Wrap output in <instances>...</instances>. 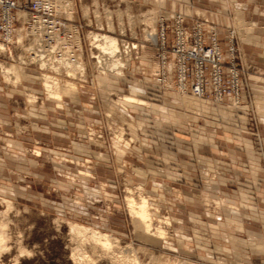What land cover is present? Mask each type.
Segmentation results:
<instances>
[{"label":"rangeland","instance_id":"rangeland-1","mask_svg":"<svg viewBox=\"0 0 264 264\" xmlns=\"http://www.w3.org/2000/svg\"><path fill=\"white\" fill-rule=\"evenodd\" d=\"M71 1L74 6V20L80 27L83 38L84 60L79 62H82V65L85 66V75L81 74L82 77L80 76L84 78L85 82L81 83L79 79L70 82L78 90L79 88L84 90H89L90 87L97 88L102 100L100 104L93 100V102L97 103V105H93L97 106L98 108L96 109L101 112L98 114L99 116L91 112V119L82 124V128L78 126L77 118L72 119L75 124L71 126L70 134L66 137L50 136L39 131L32 133L30 129L24 130L25 133L18 136L14 128L8 127L6 129V134H3L4 139H21L25 148L17 152L22 157L20 161L23 164V168L19 171H14V164L8 159L9 167L5 169L3 174L12 184L8 186L2 183L1 185H4L6 190H10L6 197L15 203L19 213L11 215L13 220L10 224L12 228L10 232L11 234L13 233V241L11 243L13 249H15L12 250L11 254H7L3 258V263L0 261V264H15V243L20 237L24 245L33 250L34 253L30 258L21 259L20 264H72L71 250L74 246L70 242L66 221L76 222L109 233L118 238L124 246L127 243H131L135 247L143 246L149 248L150 252L156 255L165 254L168 261L177 260L181 261V264H235L223 261L228 253L225 248H222L220 241L216 240L217 242H215L214 240L215 244L212 242L213 238L211 236L213 233L209 230L199 231V234L194 233L190 226L187 224L182 226L176 220L186 214V210L183 209V206L181 207L184 201L180 190L186 187L181 186L182 183H170V181L161 178L163 172L158 174V167L164 168V161L155 157L156 154L153 158H150L155 164L153 162H145L144 159L137 161L138 159L135 158L133 164H138V166L145 169L149 167L153 169V171L149 170L152 176L150 178L148 176L144 180L142 173H138L134 169L131 161H128L126 156L129 148L138 152L139 148L136 147L151 144H147L149 139L154 140L155 145L160 146L162 143L167 147H173L172 144L177 141L175 137H178L176 134L182 135L184 140L190 141L191 137H193L191 129H194V125H196L191 123V116H193L191 114L193 112L200 114L199 122L201 125H203L204 120L210 122V118L205 119L202 117L204 116L201 111L202 106L193 99L194 97L191 94L180 92L175 85L174 79L169 78L164 81L161 77L162 74L159 73V52L158 48L152 43H157L159 39L158 34H160L161 30L160 17L181 12L164 8L162 6L163 0ZM58 3L61 5L63 1L59 0ZM182 13L187 17V24L188 21H192L194 24L195 20H207L215 26L219 34L221 31L223 32V29L216 24V18L212 12L189 6V8L184 7ZM235 27L237 28L238 26H232L224 35L228 44L233 34L232 36L240 53L238 64L241 69L244 68L243 76L246 77L250 86V75H255V77L263 75L264 77V69L255 68L251 63L245 62L243 53L245 50L242 47L241 37L243 34L240 35V32ZM111 30L112 34H114L112 38L118 42L122 52L121 61L125 63L126 67L123 70V80H129L134 73L135 78L146 76L153 83L151 90L147 93L148 98L145 99L140 96L144 89L137 84L130 86V93L129 90H126L124 93L119 94L116 92L114 96L111 95L112 99H117L118 96L123 95L134 96L148 103L147 107L127 105L129 111L126 113L125 119L120 118L116 108H112L114 109L113 113L109 112L111 111L107 103L109 102V97L102 94L110 89L109 87L106 89V86L110 85L109 81L107 77H99L102 74L99 72V68L95 66V60L91 59V52L94 54L96 52V49L92 48L90 44L92 35L99 34L103 37H111L108 36L111 34ZM152 31L154 35H151ZM123 40L132 42L136 49L130 53L126 50L128 52V55H126L123 47L126 44ZM150 41L152 43H149ZM12 54L13 56L11 57L8 52L0 53V62L6 68H16L14 70L16 74L13 72L15 76L12 75L16 80L15 83L11 78V83L5 81V78L2 77L3 75H0V86L2 87L0 102L8 103V111L11 112L13 117L18 107L22 109V113L27 111V108L30 109L31 104L37 105L38 109L43 103L47 102V97L42 86V72L35 66L20 65L19 56L23 55L22 51L13 49ZM108 61H106L107 63L103 61V64L107 67L110 63ZM14 64L21 66L22 71ZM23 74L33 76V82H27L22 77ZM260 80L257 79L255 82L259 83L260 86H264V84H260ZM253 88L250 86L247 89L246 104L248 111L246 117H232V121L238 130L251 134L253 155L262 158L264 164V142L261 136V119L264 116V107L261 104L264 103L261 102L263 100H260V98H264V90L260 91L262 94L256 88L254 90ZM65 92L67 94L64 95H68V92ZM188 96H191V98ZM32 97L37 98L36 103H33ZM91 97L96 96L92 94ZM162 103L169 104L168 106L172 107L177 106V110L183 113H177L173 110H169V112L168 108L165 109L166 107L160 110L159 107L153 105ZM225 104V106L221 104L215 105L228 108L239 107L233 106L232 103L226 102ZM243 104L245 103L242 101ZM150 108L160 110L164 114V118H169L175 123H177L176 117L181 114L185 118L187 116L189 121H185V125L179 128L169 120L168 126L161 134L160 132L162 131L159 130L162 129L160 126L161 118L157 114L159 112L147 113L150 117L143 114V109L150 110ZM216 110L218 111V109ZM205 117H208V115ZM147 119L150 120L148 121ZM20 121L25 127L27 120L22 117ZM39 124L42 126L44 122L39 121ZM120 128L125 133L123 139L117 141L116 134L122 130ZM149 135L151 136L149 137ZM9 141L4 140L0 144L3 154H5L4 149L7 144L11 145ZM122 146L125 148H122ZM148 149L151 148L149 147ZM36 151L41 152L42 156L37 157ZM139 153H141L140 150ZM9 156L8 154L7 157ZM118 156H124L125 159L117 160ZM9 158L16 159L14 156ZM219 158L222 157L220 156ZM147 164L150 165L148 168L145 166ZM138 175L141 176L139 177ZM166 185L171 188L170 193L164 190ZM140 187L143 188L145 195L151 196L150 202L153 205L152 209H154L152 212L154 211L161 218L169 217L171 219V225L166 226L165 222L162 224L172 236L170 241L156 242L153 246H147V244L143 243L140 229L135 232L132 219L125 204V197L127 188L134 190V193H139L138 188ZM176 188L180 189L176 190ZM160 194L164 195L163 201L159 197ZM207 203L210 205L208 208H211L214 204L210 203L209 200H207ZM3 209L4 205L0 199V210ZM236 233L239 234L238 232ZM196 240H199L200 245L196 243ZM216 243L221 244L220 246L222 247H215ZM170 245L173 247L172 249ZM232 251L229 255L235 256ZM140 254L142 260H148L147 256Z\"/></svg>","mask_w":264,"mask_h":264},{"label":"crops","instance_id":"crops-1","mask_svg":"<svg viewBox=\"0 0 264 264\" xmlns=\"http://www.w3.org/2000/svg\"><path fill=\"white\" fill-rule=\"evenodd\" d=\"M19 1L23 3L25 0ZM162 6L181 13L184 7L189 8V6L212 12L216 18V24L223 29V32L218 31L222 32V34L221 32L219 34V40L224 51H227L228 47L224 33L232 26H238L239 28H235L240 32V35L243 34L241 37L242 47L245 50L243 52L245 62L251 63L255 68L264 69V0H163ZM188 25L192 26L193 22L188 21ZM260 76L250 75V86L256 88L259 92L262 89L264 90V86H260L259 83L255 82V80L261 79L260 84H264V77L263 75ZM22 77L27 82H33L34 80L33 76L23 74ZM133 84H137L144 89V92L140 95L143 99L148 98L147 93L151 90L153 83L146 76L135 78L133 73L129 80H121L118 86H109V88L119 94L124 93L126 90H129L130 93V86ZM250 86L246 77H244L241 88L242 101L245 104L239 107L228 108L193 98L202 106L201 111L204 116H201L205 119L210 118V122L204 120L203 125H201L199 122L200 114L193 112L191 123L196 125H194V129H191L193 137L190 141L184 140L182 135L176 134L178 137H175L177 141L172 144L173 147H167L162 143L160 146L155 145V141L149 139L147 144H151L136 147L139 148L141 153H139V150L137 152L130 148L126 152L128 161H131L138 173H142L144 180L148 176L149 178L152 176L149 170L153 171V169L148 164L145 165L147 168L149 167L148 169L133 164L135 158L138 159L137 161L144 159L145 162H153L150 158H153L156 154L155 157L165 162L164 168L158 167V174L163 172L161 178L170 181V183H182L181 186L186 187L179 188L184 201L183 204L181 203V207L183 206V209L186 210V214L176 220L182 226L185 224L190 226L194 233L199 234V231L209 230L213 233L211 236L213 238L212 242L218 240L223 246L216 243L215 247L225 248L228 253L226 258L223 257V261L235 264H264V164L262 158L253 155L251 134L238 130L232 121V117H246L248 111L246 96L247 89ZM24 87L26 88V86ZM1 90L2 87L0 86ZM89 90L79 88V92L75 97L64 95L62 108L57 107L53 101L46 100L47 102L43 103L38 109L37 105L31 104L30 109L27 108V111H23V113L22 109L18 107L13 117L11 112L8 111V103L0 102V144L4 140H10L9 142H11V145L7 144L4 149L5 154H3V149L0 148V156L2 155L0 165L3 167L0 184L5 183L8 186L12 184L10 180L3 176L5 169L9 167L8 161L14 164V171L23 168L20 161L22 157L17 153L25 148L23 142L21 139H4L3 134H6V129L8 127L14 128L18 136L23 135L24 130L30 129L32 133L39 131L50 136L66 137L70 134L71 126L75 124L72 119L77 118L78 126L82 128L81 125L91 119V112L96 113L97 116L101 112L96 109L97 106L95 107L97 103L93 102L94 100L100 104L102 100L97 88L90 87ZM92 94L96 97L92 98ZM188 97L191 98V96ZM260 100H263L261 102L264 103V98H260ZM153 105L159 107L160 110L166 107L165 109L168 108V111L173 110L177 113H183L177 110V106L172 107L165 103ZM221 105L225 106L226 104ZM261 106L264 107V104H261ZM160 110L150 108V110L143 109L142 111L144 115L149 117L150 115H147V113L159 112L157 114L161 118L160 126L162 128L159 130L163 134L164 129L168 126V121L172 120L164 118V114ZM206 115L208 117H205ZM22 117L27 120L25 127L20 121ZM184 118V115L181 114L176 117L177 123L174 121L172 123L179 128L183 127L185 121H189L187 116L185 120H183ZM39 121L44 122V125L40 126ZM261 122V136L264 142V116H262ZM145 135L148 136L147 133ZM149 147L151 149H148ZM122 148L125 147L122 146ZM8 154L16 159L9 158L10 156L7 157ZM220 156L222 158H219ZM119 159L125 158L124 156H118L117 160ZM154 167L156 168L155 165ZM179 189L176 188V190ZM164 190L170 193L171 188L166 185ZM160 195L159 197L163 201L164 195ZM207 200L212 204L214 203L211 208H208L210 205H208ZM196 243L200 245L199 240H196ZM231 251L234 252L235 256L229 255Z\"/></svg>","mask_w":264,"mask_h":264},{"label":"built area","instance_id":"built-area-1","mask_svg":"<svg viewBox=\"0 0 264 264\" xmlns=\"http://www.w3.org/2000/svg\"><path fill=\"white\" fill-rule=\"evenodd\" d=\"M62 1L63 4L59 5V0H25L23 3L0 0V48L4 46V52L22 51L30 61L27 65L35 66L41 72L43 69L36 60L40 52L61 60L66 53L79 51V37L84 53L81 30L74 20L73 3L71 0ZM186 21L183 13L160 17L158 42L149 43L158 48L161 77L164 81L174 79L180 92L199 99L242 105L241 86L245 70L238 64L240 53L233 34L227 51H224L214 25L207 20H195L189 26ZM20 34L25 35L22 41L19 40ZM123 41L128 42L127 46L133 44ZM92 53L91 59L94 60Z\"/></svg>","mask_w":264,"mask_h":264},{"label":"bare ground","instance_id":"bare-ground-1","mask_svg":"<svg viewBox=\"0 0 264 264\" xmlns=\"http://www.w3.org/2000/svg\"><path fill=\"white\" fill-rule=\"evenodd\" d=\"M21 16L23 17L25 16V14H21ZM110 32L111 34H109L108 36L111 37H103L99 34H93L90 38L92 41H90L92 48L94 47L98 50L97 53L92 54L95 58V66L99 68L98 70H100L99 72L102 74V76L99 77H107L110 84L106 86V89H108L107 87L109 86H117L119 81L123 80V70H125L126 68L124 65L125 63L121 61L122 52L119 48L118 42L114 40V38H112L114 36V34H112V30ZM151 35H154L153 31ZM24 36V34H20L19 40L22 41L24 39ZM124 42L126 45H123L124 43L122 45L125 49V52L127 50L130 53L132 50L136 49L134 44L130 43L127 46L128 42ZM77 44L79 47V51L77 53H66L63 56L64 58H62L61 60H55L50 56V54L46 56L43 52H40V56L36 58L37 63L40 65L44 72L41 73V79L47 100L53 101L56 106L60 108L63 107L62 103L64 94H67L65 91H67L68 95L72 97L77 95L79 92L76 86L70 81L74 82V80L79 79V82H85L84 78H81V74L85 75V66L82 65V62H79L80 60H84V53L83 51H81V42L79 40V37L77 38ZM40 46L41 45H39L38 47L40 48ZM3 49H5L4 46L0 48V53L4 52ZM8 53H10L11 57L13 56L11 50H9ZM127 53L128 52H126L125 54L128 55ZM107 60H109L108 62H110L108 67L103 64V61L106 62ZM19 61L21 66L27 65L28 62H30L27 61L26 57L23 55L19 56ZM14 66L16 65L14 64ZM21 66L16 67L22 71V69L20 68ZM15 69L16 68H6L3 63L0 62V75H3L2 77L5 78L4 80L9 83H11V80L14 81V83L16 82L15 78L12 76L14 75V73L16 74V72H14ZM75 75L77 76L75 77ZM107 91L108 92H103L102 94L109 97V99L107 98L109 101L107 103L111 111H108L110 113H113L114 109L112 108H116L118 110V113L120 114V118H126V113L129 111L127 105H140L144 107H147L148 105L147 102L129 95H117V99H112L111 95L114 96L116 94L115 90L109 89ZM193 97L197 98L195 96ZM32 99L34 100L33 103L37 102L36 97H32ZM205 101L214 103L211 100ZM232 105L239 106L234 105V103H232ZM124 133L125 132L123 129L120 132H117V141H121L123 139ZM35 154L37 155V157L42 156V153L39 151H36ZM2 172L3 167L0 165V176L2 175ZM8 191L10 190H6L4 185L0 184V196H2L0 197V199L1 203L4 205V209L0 210L1 263H3V258L7 254L9 255V253L11 254L12 250L15 249H13V245L11 243V241H13V233L11 234L10 232L12 229L10 227V224L11 222H13L11 215L13 213H19V210L15 207V203L6 197ZM138 191L139 193H134V190L127 188V194L125 197V204L132 219L135 232H137V229H140V235L143 243L147 244V246H153L156 242L163 243L164 241H170L172 236L168 233L167 228H164L162 224L165 222L164 224L166 226L171 225V219L169 217L161 218L154 211L152 212V210L154 209H152L153 205H151L150 202L151 196L145 195L143 193V188L141 187L138 188ZM66 225L69 230L70 242L74 246L71 250L72 264H181V261L177 260L173 262L168 261L165 254L156 255L153 252H150L149 248L143 246L135 247L134 244L131 243H127L124 246L118 238L109 233L102 232L96 228L85 226L72 221H66ZM16 241V255L14 256V263L20 264V262L22 261L21 259L30 258L34 253L33 250L27 248V246L24 245L21 237ZM170 248L172 249L173 247L170 245ZM140 253L147 256L148 260H142Z\"/></svg>","mask_w":264,"mask_h":264}]
</instances>
